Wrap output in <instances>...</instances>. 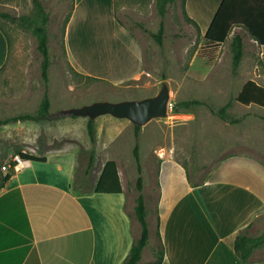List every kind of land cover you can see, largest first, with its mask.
I'll use <instances>...</instances> for the list:
<instances>
[{
    "label": "crops",
    "instance_id": "obj_1",
    "mask_svg": "<svg viewBox=\"0 0 264 264\" xmlns=\"http://www.w3.org/2000/svg\"><path fill=\"white\" fill-rule=\"evenodd\" d=\"M222 2L186 0L185 11L203 39ZM72 4L62 36L67 60L77 73L116 85L147 71L140 36L119 19L115 0H73ZM10 57L8 34L0 26V73ZM31 105L21 95L1 96L0 119L36 116L39 107L30 110ZM38 122L0 123V264H122L140 230L135 232L121 162L108 151L120 135L94 128V141L89 132L88 136L95 149L86 156L84 141L74 139L79 132L61 131L62 124L54 129L58 123L54 119L49 120L50 128H41ZM80 136L86 137L85 130ZM67 143L72 145L62 146ZM101 148L109 156L102 160L97 177L90 179L89 165H96ZM16 153L47 161H28L5 182L9 172L2 167ZM109 160L117 163L123 193L95 192ZM157 165L163 264H263L247 263L235 251L237 233L264 216L261 160L248 154L228 155L202 182L171 152L158 155ZM189 174L197 186H192ZM156 230L150 228V242Z\"/></svg>",
    "mask_w": 264,
    "mask_h": 264
},
{
    "label": "rangeland",
    "instance_id": "obj_2",
    "mask_svg": "<svg viewBox=\"0 0 264 264\" xmlns=\"http://www.w3.org/2000/svg\"><path fill=\"white\" fill-rule=\"evenodd\" d=\"M42 1L51 14L48 31L51 60L49 94L53 119L58 121L54 123V129L57 128L56 125L62 124L59 127L61 131L70 130L82 135L85 130V138L82 139L79 135L74 136V139L84 141L83 153L86 156H90L95 149L88 136L90 121H93L96 132L109 130L120 135L108 151L110 156L113 154L121 162L129 198L128 206L133 215L138 197L136 182L139 176L134 156L135 124L112 115L91 119L73 116L67 111L96 102H122L154 97L164 85L169 86L170 106L173 109H169L167 118L154 119L141 126L139 139L148 221L153 232L157 229L158 155L165 156L171 152L189 170L196 172L198 182L209 178L217 164L228 155L248 154L264 164V107L243 106L234 102L229 113L231 118L239 120L237 123L225 121L212 111L219 110L231 99L235 100L248 81L254 80L264 85V48L253 42L246 30L236 28L229 40L213 54L197 27L185 19L183 0H175L167 6L164 43L160 46L152 36L158 33L162 21L157 0H119L117 15L140 36L145 49L147 71L136 80L115 85L80 75L67 60L62 33L64 23L71 13L73 0ZM33 11V0L0 1V25L7 31L11 41L9 64L0 73V97L21 95L22 99L34 106L28 107L30 110L40 108L46 91L42 78L43 55L38 49L37 38L31 31L22 29L1 15L8 13L20 17L31 15ZM235 33H241L245 40L244 57L237 72L233 69L231 46ZM193 99L200 100L203 104L195 106L193 112H174L177 103ZM38 125L41 128L51 126L49 120H39ZM68 145L62 144L64 147ZM102 147L104 149L105 146ZM103 149L100 151L101 157L96 155V165H92L90 179L97 177L102 160L109 156L104 154ZM161 150L165 154H161ZM9 162L10 160L6 163ZM78 183L75 179V184ZM134 227L135 232H139L140 225L136 219ZM249 232L255 237L264 235V216L255 221ZM158 246L159 239L157 235H153L143 264L154 260L152 248ZM252 262L264 264V245L255 252Z\"/></svg>",
    "mask_w": 264,
    "mask_h": 264
},
{
    "label": "trees",
    "instance_id": "obj_3",
    "mask_svg": "<svg viewBox=\"0 0 264 264\" xmlns=\"http://www.w3.org/2000/svg\"><path fill=\"white\" fill-rule=\"evenodd\" d=\"M2 1V0H0ZM8 1V0H7ZM116 1V8L119 4V0ZM175 0H157L158 11L162 17L160 24V29L158 33L152 34V36L157 40L160 46L164 43L165 37V22L164 18L167 14V6L169 3H174ZM34 11L31 15H23L20 17H15L8 13H2V17L12 21L13 23L19 25L24 30L31 31L37 38L38 49L43 55L42 64V78L45 84V94L41 102L38 114L31 115H21L8 120H1V124H6L11 121L26 120V119H39V120H52L53 115L51 112V98L49 94L50 90V48H49V22L51 18L50 12L47 11L42 0H33ZM186 0H183L182 6L184 11L185 19L192 23L198 28L197 23L191 19L185 11ZM1 26V25H0ZM1 28L5 30L2 26ZM236 28L244 29L253 38L258 46L264 48V0H223L208 32L206 33L204 40L206 41L208 47H210L211 52L214 54L218 47L224 45L230 38L231 34ZM6 31V30H5ZM9 39V44L11 46V41ZM232 51H233V69L234 72L238 71V68L243 60L245 43L244 36L241 33H235L232 38ZM234 102H237L243 106H258L264 107V86L259 84L254 80L248 81L241 89L237 98L231 99L226 105L221 107L219 110L215 111L223 120H230L233 123L239 122L237 119L231 118L229 113L230 109L233 107ZM203 104L202 101L193 99L182 101L174 106V112L180 113L181 111L193 112L195 106ZM89 135L91 140L94 141V123L89 122L88 126ZM141 126L135 125V138L136 145L134 149V156L137 163L138 178L136 182V188L138 191V197L136 199V205L134 207V219L140 225V236L135 238L133 247L130 254L124 260L122 264H143V253L150 243V224L148 221V210L147 201L144 194V177L142 176V165L140 156V133ZM22 156L28 161H47L46 157H37L28 154H23ZM92 167V163L89 168ZM13 170H11L5 177V182L9 181L12 177ZM189 180L192 186H197L192 182V178L189 174ZM95 192L98 193H123V188L121 184V178L119 175L118 166L115 160H109L101 173V176L97 182ZM254 223L249 225L247 228L240 230L237 233L235 240V251L237 255L245 262L252 263V258L255 252L264 245V235L252 236L249 232L250 228ZM157 237L159 239V246L153 248L152 255L154 260L148 264H163L165 258L164 245L161 239L160 233V219L158 218L157 223Z\"/></svg>",
    "mask_w": 264,
    "mask_h": 264
},
{
    "label": "water",
    "instance_id": "obj_4",
    "mask_svg": "<svg viewBox=\"0 0 264 264\" xmlns=\"http://www.w3.org/2000/svg\"><path fill=\"white\" fill-rule=\"evenodd\" d=\"M169 107L170 89L168 85H164L154 97L122 102H96L68 110L67 113L91 119L102 115H112L119 119H128L135 125L145 126L154 119L167 118Z\"/></svg>",
    "mask_w": 264,
    "mask_h": 264
},
{
    "label": "built area",
    "instance_id": "obj_5",
    "mask_svg": "<svg viewBox=\"0 0 264 264\" xmlns=\"http://www.w3.org/2000/svg\"><path fill=\"white\" fill-rule=\"evenodd\" d=\"M173 107L170 106L169 109ZM28 160L22 156V153H16L11 156L10 162L3 165L2 170L6 172H10L11 170L19 171L24 168L27 164Z\"/></svg>",
    "mask_w": 264,
    "mask_h": 264
},
{
    "label": "bare ground",
    "instance_id": "obj_6",
    "mask_svg": "<svg viewBox=\"0 0 264 264\" xmlns=\"http://www.w3.org/2000/svg\"><path fill=\"white\" fill-rule=\"evenodd\" d=\"M173 119V118H172ZM175 119V118H174ZM160 152V151H159ZM161 154H165L163 150H161Z\"/></svg>",
    "mask_w": 264,
    "mask_h": 264
}]
</instances>
